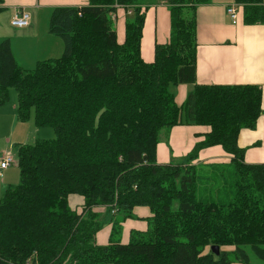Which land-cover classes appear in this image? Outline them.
I'll return each mask as SVG.
<instances>
[{
    "label": "trees",
    "instance_id": "1",
    "mask_svg": "<svg viewBox=\"0 0 264 264\" xmlns=\"http://www.w3.org/2000/svg\"><path fill=\"white\" fill-rule=\"evenodd\" d=\"M210 1L89 0L55 8L50 33L64 53L33 70L21 66L9 39L0 43V106L15 88L18 120L30 121L34 111L36 126L56 134L17 147L21 184L0 201V264H252L251 254L264 262V165L246 164L238 145L241 131L259 124L263 89L197 84V10ZM235 2L246 25H264V0ZM160 3L170 9V41L156 45L154 62L146 63V13ZM120 7L133 18L122 45L113 26ZM180 85L192 86L182 106ZM180 125L211 131L183 162L158 164L162 137ZM215 146L233 159L211 185L217 188L208 187L215 197L203 199L192 162ZM72 195L83 197L82 213L71 208ZM137 208L150 211L147 231L98 244L95 210L132 219Z\"/></svg>",
    "mask_w": 264,
    "mask_h": 264
},
{
    "label": "crops",
    "instance_id": "2",
    "mask_svg": "<svg viewBox=\"0 0 264 264\" xmlns=\"http://www.w3.org/2000/svg\"><path fill=\"white\" fill-rule=\"evenodd\" d=\"M88 3L89 0H4L0 15H3L9 23L0 27L1 41L5 38L10 40L14 55L27 70H33L38 62L59 59L64 53V43L61 38L50 33L52 11L64 7L80 8L87 6ZM234 4H236L235 0H211L208 4L199 6L197 10V84L262 87V117L256 129L241 131L238 145L245 149L246 164L264 165V25H246L243 11L238 24H233L227 8ZM21 9H25L32 16L31 25L23 29L15 28L11 24L14 15ZM131 12V9L120 7L114 14L117 39L121 45L126 39V25L128 17H132ZM170 35L169 6L160 3L151 7L146 13L141 45V56L146 63L154 62L156 45L168 44ZM191 90L192 86L189 85H180L176 88V101L179 106L184 104ZM6 105L0 106V130L3 131H7L10 114ZM15 119L17 121V111ZM210 131L211 128L208 126L174 127L168 137H162L157 147V162L160 165L183 162L195 146L205 140ZM13 138L14 133L4 138L0 137L2 153L13 151ZM232 159V155L221 146H215L202 150L192 165L224 168L231 164ZM13 167L0 170V201L17 181V176L12 174ZM76 211L82 213L83 206ZM95 211L101 212L102 209ZM135 213L138 215L140 227L143 225L142 219L151 215L146 208H137ZM108 230L111 228L109 227ZM132 230L139 231L133 227L126 228L124 243L128 242ZM109 239V233L101 230L97 242L99 245H107Z\"/></svg>",
    "mask_w": 264,
    "mask_h": 264
},
{
    "label": "rangeland",
    "instance_id": "3",
    "mask_svg": "<svg viewBox=\"0 0 264 264\" xmlns=\"http://www.w3.org/2000/svg\"><path fill=\"white\" fill-rule=\"evenodd\" d=\"M132 17H128L127 21H132ZM9 22L3 15H0V27L6 26ZM115 27V23L113 24ZM7 34L6 32H4ZM2 34H0V37ZM8 39V38H5ZM4 39V40H5ZM1 38H0V43H1ZM9 96L10 100L8 104L6 105L7 110L10 111V114L8 116L7 120V131L0 130V137L4 138L5 136H10L12 133H14V138H13V151L10 150V153L15 157L16 165L14 164L12 168V174L14 176H17V181L14 185L11 186V188L16 189L20 186L21 184V171L19 168V158H18V148H16V144L18 146L21 145H35L40 141H53L56 138V134L53 128L51 127H42L39 128L35 124V114L34 111L32 112L31 120L29 123H22L20 121H17L15 119V113L18 108V93L15 88H11L9 90ZM163 134V132H162ZM17 146V147H18ZM4 152L0 151V159L4 157ZM159 164V163H158ZM199 174H201L202 180L201 181V192H200V197L203 199H212L215 197V195L212 193L213 188H217L216 185L211 186L214 183L215 180H217L218 174L223 170L222 167H210L206 168L203 166L197 167ZM210 189L208 190V187ZM70 206L73 210H76L78 208H81L84 205V199L80 195H72L69 198ZM149 210V209H148ZM100 221L102 223V231L105 233H109V236L111 237L112 234L113 238L118 241H125L126 233L125 230L128 227H133L136 228L137 230L143 232L147 231L149 227L151 226V218L146 217L142 219L143 225L140 227L139 226V219L138 215L134 212L133 218L128 219L125 217L124 214L116 212L113 214L110 210H102L100 212ZM136 225L135 227L133 225ZM109 227L111 230H108ZM110 241V239H109ZM227 250H233L234 248H226ZM251 263L252 264H264L261 260H259L257 257H255L253 254H251ZM233 264H238V262L234 261Z\"/></svg>",
    "mask_w": 264,
    "mask_h": 264
},
{
    "label": "built area",
    "instance_id": "4",
    "mask_svg": "<svg viewBox=\"0 0 264 264\" xmlns=\"http://www.w3.org/2000/svg\"><path fill=\"white\" fill-rule=\"evenodd\" d=\"M124 8V7H123ZM243 7L239 4L231 5L227 8V13L230 16L233 24H238L240 21ZM116 17V16H113ZM32 16L25 9L18 10L12 18L11 24L15 28L23 29L31 25ZM16 165L15 157L11 153H6L3 158L0 159V170L7 169L13 165ZM114 214V213H113Z\"/></svg>",
    "mask_w": 264,
    "mask_h": 264
},
{
    "label": "water",
    "instance_id": "5",
    "mask_svg": "<svg viewBox=\"0 0 264 264\" xmlns=\"http://www.w3.org/2000/svg\"><path fill=\"white\" fill-rule=\"evenodd\" d=\"M213 252H214V254H216V255H219V254H220V250H219L217 247H214V248H213Z\"/></svg>",
    "mask_w": 264,
    "mask_h": 264
}]
</instances>
